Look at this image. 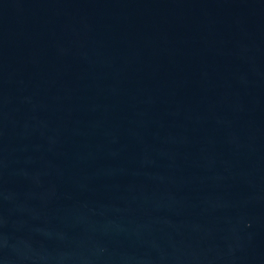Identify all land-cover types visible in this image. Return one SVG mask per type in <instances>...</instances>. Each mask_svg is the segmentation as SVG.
<instances>
[{"label":"water","instance_id":"water-1","mask_svg":"<svg viewBox=\"0 0 264 264\" xmlns=\"http://www.w3.org/2000/svg\"><path fill=\"white\" fill-rule=\"evenodd\" d=\"M0 264H264V0H0Z\"/></svg>","mask_w":264,"mask_h":264}]
</instances>
